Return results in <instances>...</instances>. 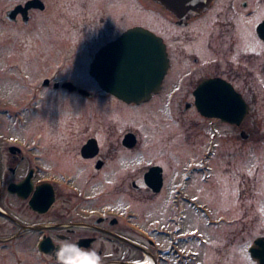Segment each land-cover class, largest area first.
<instances>
[{
	"label": "flooded vegetation",
	"instance_id": "1",
	"mask_svg": "<svg viewBox=\"0 0 264 264\" xmlns=\"http://www.w3.org/2000/svg\"><path fill=\"white\" fill-rule=\"evenodd\" d=\"M3 1L9 6L0 11V40L6 39L9 48L16 40V25L29 26L34 13L45 11L47 4ZM30 1L35 3L25 10ZM59 1L61 46L64 39L94 44L108 28L107 37L114 31L117 35L94 52L87 66L75 63L77 76L63 69L67 63L54 66L59 56L65 59L57 41L42 55L36 51L28 57L37 61V69L19 71L13 45L12 52H0V125L7 120L28 124L25 137L0 132V258L11 252L20 261L17 248H31L40 264H58L55 249L70 239L83 249H94L102 264H262L264 214L255 205L264 204V197H239L251 204L242 217L237 207L238 212L225 213L212 195H222L227 173L238 178L240 156L250 157L258 142L264 144V39L258 32L264 0H175V8L158 0ZM140 8L149 18L145 21L142 12V22H134ZM81 9L84 15L79 17ZM65 12L71 15L65 18ZM155 15L167 23L170 36L153 28L150 20ZM118 16L122 19L112 21ZM99 23L103 25L97 27ZM137 27L162 39L168 67L145 99L128 101L103 87L92 66L104 46ZM39 33L40 28L31 34L46 38ZM1 46L2 41L0 50ZM80 75L89 83L76 79ZM8 78L27 81L18 85L24 100L19 109H12L16 102L4 93L14 89L6 83ZM7 85L10 88L3 91ZM97 104L121 117L100 121L96 128ZM159 108L169 128L184 111L188 119L180 126L188 129L199 121L209 129L199 150L188 152L172 173L165 161L168 152L145 146L148 134L152 137L145 123L158 128L156 144L160 136L171 135L160 127L163 121L157 124L150 117ZM225 125L234 131L229 138ZM225 142L231 148L224 155L229 160L223 170L215 160ZM123 161L135 167L131 182L125 176L121 181L106 180L121 176L123 168L117 164ZM245 230L251 234L242 235Z\"/></svg>",
	"mask_w": 264,
	"mask_h": 264
},
{
	"label": "rangeland",
	"instance_id": "2",
	"mask_svg": "<svg viewBox=\"0 0 264 264\" xmlns=\"http://www.w3.org/2000/svg\"><path fill=\"white\" fill-rule=\"evenodd\" d=\"M21 1L24 0H14L12 3V5H15L17 3H20ZM47 4V9L43 12H35L33 19L31 20L30 25H25L22 26L23 24H17L16 25V40L14 42L13 47L15 46V54L14 56L16 57V62L18 64V69L20 70H28V69H37L38 68V64L37 61L32 58L30 61H28V57L30 55H36V51L38 53H40L42 55V53L46 50H49V48H54L56 46V41L59 42L58 47H60L62 45V35L59 31V27H58V15L59 13V4H62V1L58 0H44ZM130 4L133 3V1L130 0ZM9 3H6L5 1H3L2 3H0V11H3L5 9H7V7ZM141 9V8H140ZM137 12V16L140 19H133L134 22H138L141 23L142 20L139 17V15H142V12H144V20L147 21V19L149 18V14L147 15V11L145 9H141ZM138 10V9H137ZM140 12V13H139ZM116 11L113 12V14H115ZM70 13L65 12V18L68 17ZM71 15V14H70ZM84 15V11L83 9H81L78 12V16L81 17ZM111 16V15H110ZM112 17V16H111ZM84 18V17H83ZM152 20H150L153 28H157L159 30H161V32L165 35V36H170V29L168 28L167 23L161 21V19L155 15L154 17H151ZM122 17L118 16L115 20L112 21H119L121 20ZM154 22V25H153ZM105 24H107V21L105 22ZM128 25L132 24L131 22L127 23ZM126 24V25H127ZM103 25L102 23H99L97 25L101 26ZM125 26V25H124ZM21 27H25L22 28ZM38 28L41 29V33H39V36L41 37H46L49 38V41L46 40V38H44L43 40L41 39H35L36 35L35 34H31L33 31H35V29L37 30ZM108 28V27H107ZM45 29L47 30V32L43 33ZM104 29V28H103ZM33 30V31H32ZM3 31V30H2ZM4 32V31H3ZM107 33L110 32L109 28L106 31ZM113 32V31H112ZM99 33V32H98ZM98 33L96 34H90L91 37H95L96 35L98 36ZM107 33H102L100 35V37L97 38V41L94 44H90V45H81V44H73L70 43L67 39H64V41H67L63 44V46H61V52L63 53V55L65 56V59L62 56H59L58 59L60 58V60L55 61L54 66L57 67V65L59 64H63V63H67L69 65V67L67 66L66 69L71 72H73L75 74V76L79 75L80 71L78 69V64L75 63H83L85 62L86 66L88 63H90L93 59V55L94 52L99 49L100 47H102V45L104 43L107 42V40L113 38V36L115 37L117 35V32H113L114 35H110L107 37ZM85 35H81V38H84ZM102 37V39H100ZM106 37V38H104ZM104 38V39H103ZM0 41H2L3 46H1V50L0 52H12V45L11 47L7 48V40L6 39H1ZM40 41V42H37ZM42 41V42H41ZM55 44V45H54ZM35 47V49L33 48ZM38 55V54H37ZM80 60V61H78ZM74 63V65L72 64ZM181 74V73H180ZM179 75V74H178ZM84 76L80 77H76V79H78L81 83L86 84L89 83L86 79L87 78H83ZM2 83L4 82V80H1ZM13 82V83H12ZM27 82V81H26ZM25 80H20V78L16 79L14 81H11L9 78L8 80H6V83L9 85L14 86V89L9 92H4L7 93V95H9L10 100L13 102H16L15 105L12 106V109H19V107L23 106L24 104V100L21 99V92H22V88H20L18 85H22L26 83ZM10 88V86H5L3 91H8V89ZM9 93V94H8ZM3 93H0V97H2ZM263 104V102L261 103ZM102 105V104H101ZM264 105V104H263ZM99 104H97V108L98 109ZM258 106H261L260 104ZM257 106V107H258ZM87 110V112H94V109H85ZM95 118H96V122L97 124H95V127L98 128L100 127V121H107L108 123L112 122V119H116L118 117H121L120 114H118V112H115L113 115L110 113H107L106 111H104L102 108H99L97 111H95L94 114ZM160 116V117H159ZM166 115H164L161 111V109H156L155 110V114L151 115L150 117L152 119H154V121L156 120L157 124L158 123H162L161 121H163L164 127L161 124V128L163 130H167L170 132L171 135H162L160 136L161 138H163L162 140L160 139V141L156 144L154 141V133H158V128L155 129L153 128L154 124H151L153 126L149 127L150 125H147L146 123L143 125L146 127V132L152 133V137H150L151 134H148V138H146V144L145 146L147 148H150L151 151H153V148H157L158 151H167L172 159H170L169 154H165L166 158V166L168 167V171H170V173H172L174 171V169H176L177 166L181 165L182 160L186 157V155L188 154V152L191 153H196L199 148L201 147V143L203 142L205 136L208 135L209 133V129L207 128V124H203V122H199L198 121V125L195 126H190L188 129L184 126H180L181 122H186L188 117L186 115V113L183 111L181 115L178 116V123L177 125H173L172 127L169 128V124H167L168 122H166V120L164 119ZM78 123H79V132L81 130L82 123H80V119L78 118ZM196 124V123H195ZM109 127V126H107ZM160 128V129H161ZM225 130L224 132L227 133V137L229 138L230 135L233 133V129L229 126L225 125ZM159 129V130H160ZM241 129V128H240ZM161 130L160 132H162V134L164 133V131ZM0 132L1 133H15L18 135H21L22 137H25L26 135L28 136V124L24 125L21 123H12V121H5V123H2L0 125ZM192 132V133H190ZM196 132H202L201 133V137H195L193 135V133L195 134ZM239 132V131H237ZM110 133V132H109ZM187 133L190 134L191 139H193L191 142L187 141L184 137V135H186ZM207 133V134H206ZM161 134V133H160ZM205 134V135H204ZM192 135V136H191ZM187 136V135H186ZM2 137V136H1ZM0 137V139H1ZM20 137V136H18ZM238 138V137H237ZM104 139H106V136H104ZM144 142V143H145ZM262 142V141H261ZM231 147H228V144L225 142L224 146L221 147V150L218 151V157L216 158L215 162L216 164H218L219 166L221 165L222 169L224 170V167H226V164L228 162V158L224 157L225 153L228 152V149ZM230 150V149H229ZM242 150V149H241ZM241 150H240V154H241ZM246 155H242L239 157L240 162H239V166H240V170L238 173V178H236L233 174H229L227 173L226 176V181L228 182V184L223 183V193L221 192L222 195H217L214 194L212 195V198L214 200V202L217 203H222V207L224 208V212H230V213H235L238 212L236 211L237 207L239 209V213L240 215L243 217L245 214L244 212L247 211V213L251 210H249V206L250 201L249 200H238L239 197L241 196H245V197H258L259 199L264 197V144L258 142V144L256 145L255 149L251 152V156L248 157L247 154V158H244ZM144 160V159H143ZM232 160V159H230ZM145 161V160H144ZM234 161V160H233ZM232 161V163H233ZM134 162L138 163L139 159H136ZM64 162L61 161L60 165H62L64 167ZM132 163L129 162H119L117 164L118 167H122L123 169L121 171H123V173L121 172V176L118 177L117 174L114 176H110L108 178H105L108 181H121L122 179H125V177H128V181L131 182V180L134 178V176H136V171L133 170L135 169L134 166H131ZM260 165V168L255 171L256 166ZM176 166V167H174ZM60 167V166H59ZM114 167V166H113ZM125 171V173H124ZM253 171V172H252ZM123 174V175H122ZM103 179V180H105ZM245 179H249L251 182L245 185H243L242 183L245 181ZM248 182V181H247ZM245 183V182H244ZM213 185V184H212ZM208 185L210 188H208V190H213L211 189L213 186ZM214 186L215 183H214ZM243 186V187H242ZM249 187V188H248ZM129 191H131V189H129ZM134 196H138V194H132ZM131 196V195H130ZM220 196L222 199H220ZM12 203H14V207L15 209H19L20 204L18 205V201H12ZM257 207V212L259 214H264V204H261L260 202H257L256 205ZM235 208V210L233 209ZM17 209V210H18ZM20 211V210H19ZM248 221V219H246V222ZM262 225L264 226V218L261 220ZM227 229L224 228V234L226 236L227 233ZM246 235V234H251V232H249L248 230H245L242 235ZM241 235V236H242ZM216 236V235H215ZM227 240L225 239L224 242H226ZM17 250L19 251V255H20V261L19 259L15 258V254H11V252H7V254L2 253V258H0V264H40L39 258L35 257L34 255V251L31 248H17ZM243 255V254H242ZM5 256V257H4ZM246 256V255H245ZM244 257V255H243Z\"/></svg>",
	"mask_w": 264,
	"mask_h": 264
},
{
	"label": "water",
	"instance_id": "3",
	"mask_svg": "<svg viewBox=\"0 0 264 264\" xmlns=\"http://www.w3.org/2000/svg\"><path fill=\"white\" fill-rule=\"evenodd\" d=\"M158 1L167 8L176 6L175 0ZM33 3L27 2L25 10ZM258 32L264 39V21L259 24ZM167 67L168 56L162 39L146 28L137 27L104 46L98 52L92 70L103 87L125 100L139 101L160 85Z\"/></svg>",
	"mask_w": 264,
	"mask_h": 264
},
{
	"label": "clouds",
	"instance_id": "4",
	"mask_svg": "<svg viewBox=\"0 0 264 264\" xmlns=\"http://www.w3.org/2000/svg\"><path fill=\"white\" fill-rule=\"evenodd\" d=\"M58 264H102L94 249H83L72 240H65L55 249Z\"/></svg>",
	"mask_w": 264,
	"mask_h": 264
},
{
	"label": "snow or ice",
	"instance_id": "5",
	"mask_svg": "<svg viewBox=\"0 0 264 264\" xmlns=\"http://www.w3.org/2000/svg\"><path fill=\"white\" fill-rule=\"evenodd\" d=\"M146 264H148V262H146Z\"/></svg>",
	"mask_w": 264,
	"mask_h": 264
}]
</instances>
